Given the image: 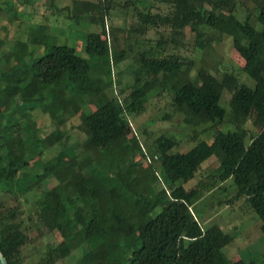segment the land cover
Instances as JSON below:
<instances>
[{"label": "trees", "instance_id": "obj_1", "mask_svg": "<svg viewBox=\"0 0 264 264\" xmlns=\"http://www.w3.org/2000/svg\"><path fill=\"white\" fill-rule=\"evenodd\" d=\"M158 1L167 3L170 11L165 15L140 12L143 25L136 30L143 33L151 26H169L170 40L177 45V37L189 26L196 32L199 48L230 36L233 48L243 59L242 70L254 85L229 73L217 77L203 67L198 69L195 81L189 74L192 60H183L179 54L158 57L136 37L134 84L131 93L118 101L117 96L106 92V82L91 75L90 63L74 47L47 43L46 35L42 39L33 37L44 43L43 54L28 66L18 69L10 64L1 73L0 195L9 193L18 202L17 195L48 178L55 180V185L36 200L35 212L37 221L47 230L58 232L61 240L49 247L42 263L36 264H54L84 243L88 250L77 264H256L227 259L222 249L233 236L218 224L203 227L191 211L193 197L174 182L194 178L204 161L216 157L218 179H232L235 198L245 197L264 232V0H251L253 8L259 10L256 19L262 24L260 29L251 24L253 12L247 4L242 5L245 19L236 18V0ZM72 6L73 17L99 25V30L86 35L87 54L106 65L126 57L127 51L112 50L103 38L109 3L84 0L74 1ZM207 29L215 33L203 38ZM6 54H0L1 62ZM144 75L150 78L141 83ZM159 87L171 91L174 110L183 114L185 123L210 122L213 129L210 142L200 139L184 152L172 151L176 141L170 136L161 134L153 140V157L160 162L165 184L154 169L136 175L131 155L138 146L125 132L129 124L126 113L137 112L140 101ZM225 89L231 92L228 110L219 103ZM21 92L28 100L40 103L51 94L69 117L80 114L79 128L85 138L79 143V151L68 148V160L56 153L27 169L33 151L20 149L23 141L14 137L12 111L3 109L7 95ZM89 102L94 110L81 111ZM7 103L14 104V98ZM228 115L234 130L223 131ZM250 117L261 124L254 135L244 127ZM138 151L144 156L141 149ZM40 152L42 155V149L34 155ZM103 152L123 164L116 166L102 158ZM159 181L163 187L157 189ZM17 205L5 209L0 201V251L9 264L20 263L21 249L28 241Z\"/></svg>", "mask_w": 264, "mask_h": 264}, {"label": "rangeland", "instance_id": "obj_2", "mask_svg": "<svg viewBox=\"0 0 264 264\" xmlns=\"http://www.w3.org/2000/svg\"><path fill=\"white\" fill-rule=\"evenodd\" d=\"M74 1L84 0H0V39L2 41L0 54L7 53V56L2 58V62L0 61V88L4 85L1 73L10 64H15L20 69L24 65H30L33 59L43 54L44 43L40 42L41 40L34 41L33 37L42 39L45 35L47 43L74 47L77 54L90 63L91 75L100 77L106 82V92L111 96H117L118 101L131 93L134 84L135 64L132 59L135 54L134 49L137 48V44L133 43L136 37L143 40L145 49L152 51L158 57L179 54L183 60H192L193 65L189 74L195 81L198 80V69L203 67L217 77L229 73L249 86L254 85V81L242 70L243 59L233 48L230 36H222L212 40L205 48H199L196 45V32L189 26L183 30L181 36L177 37L180 40L177 45L170 40L169 26L161 25L160 28L151 26L143 33L136 30V27L143 25L139 18L140 12L149 11L151 14L165 15L170 11L171 8L167 3L158 0H87L110 4V10L105 17L107 34L103 38L105 37L112 50L127 51L126 57L117 63L110 62L106 65L104 62H98L86 53L84 47L86 35L99 30V25L73 17ZM244 4L252 8L251 24L256 29L262 28V24L256 19L259 10L253 8L254 4L251 0H236L234 10L236 18L241 21L245 19V12L242 10ZM205 6L208 8L207 4ZM214 33L207 29L203 38L212 36ZM165 39L166 41L163 42ZM128 45L132 46V50H127ZM149 78V75H144L141 83ZM230 97L231 92L225 89L219 102L227 110ZM13 98L14 104H8V100ZM5 99L7 102L3 109L10 108L12 111L10 118L16 126L14 137H19L23 141L20 149L31 148L33 151L27 169L33 168L39 159L51 158L56 153L62 160H68V148L79 151V143L85 138V134L79 128L81 123L79 113L69 117L54 103L51 94L42 103L28 100L24 92L15 96L7 95ZM92 110L94 105L91 102L82 106L81 109L85 113ZM126 115L129 121L125 128L126 135L131 139L132 144L138 146L137 152L131 155L132 158L130 157L136 165V175L142 176L154 169L157 172V178L164 184L166 180L160 162L153 157V140L157 136L163 134L174 138L176 145L172 151L179 152L187 151L200 139L210 142L213 138L211 123L198 125L185 123L183 114L174 110L171 91L162 87L150 91L140 101L137 112H127ZM233 127L229 123L228 115L221 129L228 131ZM244 127L249 134L254 135L260 130L261 124L250 117ZM246 141L248 142L247 139ZM41 149L42 155H40L41 152L34 155ZM138 149H141L144 156ZM101 157L116 166L123 164L119 161L115 162L114 156L107 152H103ZM218 165L217 158L212 156L201 164L194 178L188 181L177 180L174 184L182 185L193 197L191 211L203 227L218 224L223 231L233 236L232 242L222 249L227 259L264 264V232L260 230L261 221L248 207L244 196L235 198L236 186L231 178L224 181L218 179ZM161 182L157 183V189L163 187ZM55 183L52 178L40 182L29 192L17 195L18 202L9 193L0 195V201L5 209L18 203V218L22 220L28 236V241L21 249L19 264L42 263L49 247L61 240L58 232L47 230L37 221L35 212L38 197ZM87 250L88 245L84 243L54 264H77V260Z\"/></svg>", "mask_w": 264, "mask_h": 264}, {"label": "water", "instance_id": "obj_3", "mask_svg": "<svg viewBox=\"0 0 264 264\" xmlns=\"http://www.w3.org/2000/svg\"><path fill=\"white\" fill-rule=\"evenodd\" d=\"M0 264H9L1 251H0Z\"/></svg>", "mask_w": 264, "mask_h": 264}]
</instances>
